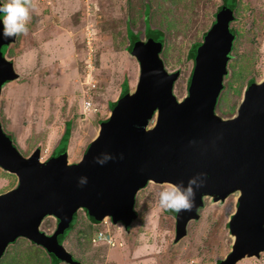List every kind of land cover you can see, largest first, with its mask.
Instances as JSON below:
<instances>
[{
	"label": "rangeland",
	"instance_id": "obj_1",
	"mask_svg": "<svg viewBox=\"0 0 264 264\" xmlns=\"http://www.w3.org/2000/svg\"><path fill=\"white\" fill-rule=\"evenodd\" d=\"M156 1L32 0L28 32L19 35L6 52L19 78L3 87L0 104L3 129L11 134L23 156L40 149L41 161L51 158L66 123L71 121L69 163L82 160L98 136L101 122L111 116L110 103L119 99L124 81H128L130 93L137 88L140 65L128 51L127 30L141 33L145 39L143 11L148 2L154 13L151 26L167 34L161 54L165 68L169 73L180 71L174 94L179 101L188 96L194 68L189 51L195 42L204 40L203 34L212 27L222 0L194 1L195 8L189 13L184 10L187 17L180 22L174 15L165 18L170 8L158 7ZM235 15L231 28L237 40L216 108L222 119L237 115L250 79L264 81V0H239ZM171 21H176V28ZM85 100L96 104L97 112H85ZM168 184L150 182L138 193L139 216L129 230L113 224L110 218L106 224L94 225L86 212L79 210L72 222L75 228L64 241L65 248L83 264H217L224 260L236 239L229 223L237 211L240 192L222 201L205 197L200 218L191 221L187 235L176 241L175 215L158 204L157 194ZM17 186V176L0 167V195ZM56 227V218L49 216L41 230L50 235ZM81 228L90 232L84 243ZM101 229L114 238V246L91 244L89 238ZM5 253L0 264H50L47 252L24 238L9 245ZM237 264H264V252Z\"/></svg>",
	"mask_w": 264,
	"mask_h": 264
},
{
	"label": "water",
	"instance_id": "obj_2",
	"mask_svg": "<svg viewBox=\"0 0 264 264\" xmlns=\"http://www.w3.org/2000/svg\"><path fill=\"white\" fill-rule=\"evenodd\" d=\"M234 20L235 11L228 7L217 12L194 59L183 101L174 94L180 72L169 73L161 57L164 45L154 39L136 42L131 55L140 65L137 88L116 101L78 163H69L68 151L46 161L40 149L23 156L0 121V167L18 178L15 189L0 195V257L24 238L60 263L83 264L64 246L79 210L91 222L110 218L129 229L139 216L137 195L148 183L186 185L197 173L207 174L205 184L191 211L175 212V240L200 218L205 197L222 201L240 192L229 223L235 243L217 264H237L264 252V81L247 87L235 117L216 114L233 50ZM16 40L0 37V104L3 87L19 78L6 57ZM101 153L114 158L100 165L94 158ZM82 176L87 183L80 186ZM49 216L57 220L50 235L41 230Z\"/></svg>",
	"mask_w": 264,
	"mask_h": 264
},
{
	"label": "clouds",
	"instance_id": "obj_3",
	"mask_svg": "<svg viewBox=\"0 0 264 264\" xmlns=\"http://www.w3.org/2000/svg\"><path fill=\"white\" fill-rule=\"evenodd\" d=\"M34 8L32 0H0V22L3 24L0 37L5 40L16 38L28 32V22L31 10ZM114 157L108 153H101L95 157L96 163L104 165ZM206 173H197L176 184H168L158 192V204L161 208L175 212L191 211L195 206V196L198 189L204 186ZM87 183V177L79 178V185Z\"/></svg>",
	"mask_w": 264,
	"mask_h": 264
},
{
	"label": "trees",
	"instance_id": "obj_4",
	"mask_svg": "<svg viewBox=\"0 0 264 264\" xmlns=\"http://www.w3.org/2000/svg\"><path fill=\"white\" fill-rule=\"evenodd\" d=\"M194 1L197 2V0H157L156 2L158 3V5H157L158 7H162L163 5H165V6L170 8V11L165 12L166 13L165 18H167L169 16L171 18H173V15H174L176 17V19H179V22H180V19H183V18L187 17L186 14H183L184 10H187L188 11L187 13H189L190 11H193V9L195 8ZM238 6H239V0H222V5L219 6L218 11L220 9H222L223 7H228L230 9L236 11ZM151 8H152V5H151L150 2H148L145 5L144 11H143L144 23H145V31H144L145 39H143L141 37V33H135L130 28L127 30V39H128V42H129L128 51H130V53L132 52L136 42H138V41H147L149 39H154V40L160 41L164 45V49L166 48V39H167L166 32L164 30H162V29L153 28L151 26V19H152L153 15H154V13L151 12ZM175 11H177V13ZM217 12H216V14H217ZM216 14H215V16H216ZM175 22L174 21L170 22V25L173 26L174 28H176V26H177V23H175ZM214 22H213V24H214ZM185 25H186V23L184 24V26ZM168 27H170V26H168ZM207 32H205L203 34V39H204L205 35L207 34ZM202 44H203V41L202 42H195L191 46V49H190L189 54H188V57L194 60L196 55H197V53H198V50L202 46ZM164 49H163V51H164ZM231 59H232V57H231ZM176 72H178V71H176ZM191 75H192V73H191ZM240 75H242V71H239L238 76H240ZM190 78H191V76H190ZM253 83H255V79L252 78V79H250L248 81V86L253 84ZM224 90H225V84H224V88L221 91V94H222V92ZM129 92H130L129 83H128L127 80H125L123 85H122V92H121L119 98L125 96ZM221 94H220V96L218 98L217 106H218V104H219V102L221 100V97H222ZM115 105H116V102L110 103L111 109ZM106 121L107 120L102 121L101 125L104 124ZM71 132H72V122L69 121V122L66 123L64 134H63L62 138L60 139V142H59L58 146L55 148L54 153H53L52 156H56V155H58L60 153H64V152L68 151V145H69V141H70V138H71ZM173 214H175V211H173ZM92 224L99 225L95 220H93ZM130 227H129V229H130ZM74 228H75L74 224L72 223L70 225L69 232H71ZM129 229H126V230H129ZM80 232H82L81 236L84 238V241H81V242L84 243V242H86L87 234L90 233V232L84 231L83 228L80 229ZM92 238H93V236H91L89 238V241L91 242V244H93L92 243ZM36 247H39V246L36 245ZM5 254L6 253H4L0 257V260L3 259ZM49 258H50V264H61L60 261H58V260H56V259H54V258H52L50 256H49ZM23 264H25V263H23Z\"/></svg>",
	"mask_w": 264,
	"mask_h": 264
},
{
	"label": "built area",
	"instance_id": "obj_5",
	"mask_svg": "<svg viewBox=\"0 0 264 264\" xmlns=\"http://www.w3.org/2000/svg\"><path fill=\"white\" fill-rule=\"evenodd\" d=\"M94 88H95V85H92V87H91L92 90L91 91H93ZM84 111L85 112H89L90 111V112H93V113L97 112L96 104L92 103V101L85 100V102H84ZM107 219H109V218H106V221L104 220L102 223L106 224ZM82 239H83L82 241H84V238H82ZM92 243L95 246L98 245L99 243H106L108 245H113V246L115 245L114 238L111 235H108L107 232L102 230V229L97 231L96 236H93Z\"/></svg>",
	"mask_w": 264,
	"mask_h": 264
},
{
	"label": "flooded vegetation",
	"instance_id": "obj_6",
	"mask_svg": "<svg viewBox=\"0 0 264 264\" xmlns=\"http://www.w3.org/2000/svg\"><path fill=\"white\" fill-rule=\"evenodd\" d=\"M235 18H236V15H235ZM215 20H216V16H215ZM234 21H235V20H234ZM234 21H233V22H234ZM233 22H232V23H233ZM232 23H231V24H232ZM231 24H230V27H231ZM231 32H232V33L234 34V36H235V39H234V42H235V41L237 40V34H236V31H235L234 29L231 28ZM233 49H234V44H233ZM232 52H233V50H232ZM231 57H232V54H231ZM13 244H14V243H13Z\"/></svg>",
	"mask_w": 264,
	"mask_h": 264
},
{
	"label": "crops",
	"instance_id": "obj_7",
	"mask_svg": "<svg viewBox=\"0 0 264 264\" xmlns=\"http://www.w3.org/2000/svg\"><path fill=\"white\" fill-rule=\"evenodd\" d=\"M70 141H71V139H70ZM70 141H69V143H70ZM57 146H58V144H57ZM69 149V148H68ZM69 155V154H68Z\"/></svg>",
	"mask_w": 264,
	"mask_h": 264
}]
</instances>
